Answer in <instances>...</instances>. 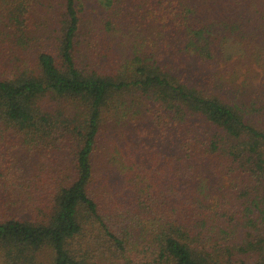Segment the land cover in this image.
Instances as JSON below:
<instances>
[{"label": "trees", "instance_id": "1", "mask_svg": "<svg viewBox=\"0 0 264 264\" xmlns=\"http://www.w3.org/2000/svg\"><path fill=\"white\" fill-rule=\"evenodd\" d=\"M0 264H264V0H0Z\"/></svg>", "mask_w": 264, "mask_h": 264}, {"label": "rangeland", "instance_id": "2", "mask_svg": "<svg viewBox=\"0 0 264 264\" xmlns=\"http://www.w3.org/2000/svg\"><path fill=\"white\" fill-rule=\"evenodd\" d=\"M242 74H241V77L240 79H243V80H248L253 83L257 82L258 83V79H259V76L261 75L262 71L259 70V74H257V71L253 68V67H245L243 70H242ZM112 137H116V135L114 136L113 134H111ZM119 138L118 136L116 137V139ZM100 157V151H97L95 153V161H97ZM98 171L100 172V167H97Z\"/></svg>", "mask_w": 264, "mask_h": 264}]
</instances>
